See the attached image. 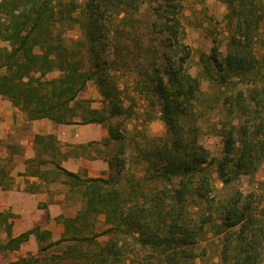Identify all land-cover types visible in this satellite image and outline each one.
<instances>
[{"label":"trees","instance_id":"1","mask_svg":"<svg viewBox=\"0 0 264 264\" xmlns=\"http://www.w3.org/2000/svg\"><path fill=\"white\" fill-rule=\"evenodd\" d=\"M224 1L231 25L229 50L225 56L217 46L209 54L203 52L205 73L220 84L264 74V63L256 52L264 20L262 0ZM183 2L0 0V41L8 42L0 45V94L27 119L71 123L79 117L82 123H106L109 135L103 143L116 146L109 162L111 169L116 166L119 171L127 163L122 124L129 114L118 75L134 70L156 96L167 125V136L139 146L146 175L141 180L129 179L126 191L115 184L106 189L109 178L83 177L54 162L71 186H85L81 189L85 208L75 217L64 218L71 235L41 249L74 241L64 250L71 264H79L80 259L86 264H118L130 252L136 257L127 264H195L201 255L197 249L210 231L221 240L224 264H264V215L251 199L236 190L223 203L222 220L214 219L217 204L210 151L199 141L198 126H188L189 119L195 121L193 107L201 81L188 68L191 47L181 41ZM76 26L82 39L69 36ZM75 44L87 47L89 60ZM54 70L60 74L50 77ZM91 79L100 85L101 108H89L79 100ZM254 87L249 94L239 89L225 98L229 111L239 116V122L223 134L218 171L225 187L242 174L255 172L264 160V87ZM36 140L45 147L57 142L54 135H37ZM3 159L0 186L9 187L12 177L7 166L14 159L13 151ZM46 162L40 160L38 165ZM151 184L157 187H148ZM100 213L110 226L84 234L85 226H90L88 218L93 225ZM4 221L5 214L0 212V228ZM6 228L11 235L10 227ZM107 233L112 238L99 242L98 237ZM27 238L28 232L10 237L0 248H17ZM128 238L140 249L129 250Z\"/></svg>","mask_w":264,"mask_h":264},{"label":"rangeland","instance_id":"2","mask_svg":"<svg viewBox=\"0 0 264 264\" xmlns=\"http://www.w3.org/2000/svg\"><path fill=\"white\" fill-rule=\"evenodd\" d=\"M82 1V0H78ZM264 6V0H262ZM181 19L183 23L181 41L191 47V56L188 60V68L190 72L199 77L201 81V91L198 95L193 107L195 121L193 117L188 120V126H198L199 141L210 151L211 171L213 173V182L215 184L216 208L214 210V219L220 222L224 216L226 205L223 204L227 198L236 191L243 193L248 199H251L260 214L264 215V160L259 162L258 168L251 174H242L232 184L224 186L218 171V162L224 154V131L231 129L233 124L239 122L237 113L230 112L228 105L225 103L227 94H235L239 89H244L247 94L254 86L264 87V74H258L249 79H234L231 83L220 84L207 76L204 70V65L201 61V54L211 53L212 48L217 46L221 56H225L229 50V41L231 34V25L227 21L226 14L228 12L227 4L224 0H184ZM135 24H138L136 21ZM69 36L74 39H82L81 29L76 26L69 32ZM1 46H7L8 42L0 41ZM76 48H83L86 59L89 60L87 47L74 45ZM256 52L261 61L264 63V20L262 21L260 30L256 40ZM264 71V68H263ZM60 72L54 70L49 73L50 77L58 76ZM140 75L136 71H124L119 73L118 79L124 106L128 108V117L124 119L122 128L125 138L123 139L126 151L123 157L126 158V167L118 171L114 166L108 175L104 176L111 179L109 184H105L106 189L114 186L120 187L123 191L127 190L128 180H141L145 177V162L140 159L139 146H143L150 142L151 139L158 136H167L168 130L166 122L162 119L159 101L156 96H153L147 90L144 82L141 81ZM145 86V87H142ZM79 100L87 107L101 108L103 97L100 92V85L95 79H91L86 87L80 92ZM27 118V117H26ZM124 118V115L121 117ZM27 123L20 121L16 125V131L10 140V148L13 151V161L9 162L8 169L10 175L15 168L17 162L15 158L20 157L23 152L21 145V134L25 133ZM105 150L98 151L100 155L112 157L116 150V146L105 144ZM115 149V150H114ZM11 152V151H10ZM1 158V164L5 163V157ZM30 165H36V159L29 161ZM33 163V164H32ZM32 167V168H33ZM53 178L59 179L63 173L48 170ZM66 176V175H64ZM67 177V176H66ZM69 179V178H68ZM71 184V181H69ZM151 183V182H150ZM152 185V184H151ZM148 187H153L155 185ZM85 186H72V190L81 191ZM157 187V186H155ZM89 227L86 225L84 234L91 235L93 232H101L106 229L109 223L106 222V215L100 213L97 216V221ZM211 229V227H210ZM112 233L100 235L99 242H106L112 238ZM134 241V240H133ZM131 238H128V249H140L137 242L133 243ZM86 243L84 244V246ZM200 257L196 259L195 264H224L221 257V240L214 236L210 231L200 243ZM94 247V246H90ZM136 250V251H137ZM123 257L118 261V264H126L130 259L136 257L133 254H123ZM264 256V250H263ZM79 264H86L84 259L79 260ZM53 264H69L65 261L53 262Z\"/></svg>","mask_w":264,"mask_h":264},{"label":"crops","instance_id":"3","mask_svg":"<svg viewBox=\"0 0 264 264\" xmlns=\"http://www.w3.org/2000/svg\"><path fill=\"white\" fill-rule=\"evenodd\" d=\"M74 120L71 123H57L49 118L29 120L0 94V157L11 151L9 143L16 125L20 121L27 123L25 133L20 136L23 152L15 158L17 164L11 173V186H0V212L5 214L0 244L28 232V238L19 247L0 248V264H53L60 260L71 264L64 250L74 241H62L46 249L41 247L71 235L67 233L64 218L75 217L83 210L85 197L81 191L71 189L66 176L55 179L48 170L57 172L54 162L83 177H104L111 170L109 156L98 153L106 149L103 139L109 135L107 124L82 123L79 117ZM37 135H54L57 142L54 147H45L36 140ZM35 159L37 164L29 166L28 162ZM40 160L47 162L38 165ZM35 170L39 173L32 174ZM6 227H10L11 235Z\"/></svg>","mask_w":264,"mask_h":264}]
</instances>
